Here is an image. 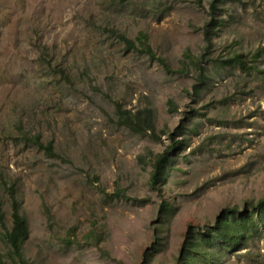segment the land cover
<instances>
[{"label":"rangeland","instance_id":"374dc122","mask_svg":"<svg viewBox=\"0 0 264 264\" xmlns=\"http://www.w3.org/2000/svg\"><path fill=\"white\" fill-rule=\"evenodd\" d=\"M211 1L0 0V201L10 227L14 184L30 264H175L189 225L264 198V0ZM140 32L154 57L119 37ZM117 102L151 107L155 134ZM181 139L154 190L152 153ZM218 248L214 264H264V230Z\"/></svg>","mask_w":264,"mask_h":264},{"label":"trees","instance_id":"16d2710c","mask_svg":"<svg viewBox=\"0 0 264 264\" xmlns=\"http://www.w3.org/2000/svg\"><path fill=\"white\" fill-rule=\"evenodd\" d=\"M222 1L224 0H212V9H215ZM119 37L129 48L140 47L152 57L155 56L145 32H140L135 39L127 37L124 33H119ZM260 53V50L256 51L254 56L252 55L251 60L255 59ZM194 62L199 64L201 68L199 73L200 79L201 76H206L201 64L198 61ZM226 62L238 65L244 71H249L256 67L254 62L250 63V58L238 51H234L227 57ZM202 82L203 81L200 80L198 83L194 84L195 92L199 91ZM117 111L120 120L128 128L136 131L150 130L151 134H155V113L151 107H145L139 111L132 112L131 110L123 109L122 104L117 102ZM18 126L20 128L18 134L20 138L34 142L39 147H43L46 151L52 152V142H47L45 144L41 140L39 134L24 132L20 127V123H18ZM182 142V139L174 140L162 151L152 153V171L149 181L154 190L161 191V187L165 184L167 179L168 168L173 158V153ZM1 177L0 175V181L3 180ZM6 183L5 181L4 184ZM7 190L11 196L12 224L10 227L6 225L5 212L2 209V202L0 201V224L5 229L3 236L8 246L6 253L0 250V264H13L9 260L16 264H30L24 252V242L29 236L27 218L20 210V203L16 196L15 185L8 184ZM163 205L164 214H166L170 211L171 204L163 201ZM250 206L252 207L250 209L248 205H245L243 209L235 207L227 209L217 216L212 225L204 229L189 225V228L185 232V237L175 264H214L215 255L213 250L216 245L219 246L218 251L220 252L221 248L229 249L242 242L251 232L259 227L264 230V198L259 199L255 203L253 202ZM98 235L99 233H97L96 230L91 229L86 237L97 238ZM66 242L71 243L72 241L67 238ZM159 243L160 241H156L151 247V250H145V254L149 256L150 252L156 249ZM5 256H7L9 260ZM147 263L148 259L144 264Z\"/></svg>","mask_w":264,"mask_h":264}]
</instances>
